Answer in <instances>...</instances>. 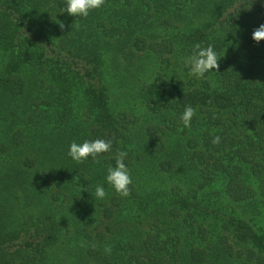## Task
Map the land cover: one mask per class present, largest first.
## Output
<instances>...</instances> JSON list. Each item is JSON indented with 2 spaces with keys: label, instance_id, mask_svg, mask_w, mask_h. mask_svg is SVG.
I'll return each mask as SVG.
<instances>
[{
  "label": "trees",
  "instance_id": "trees-1",
  "mask_svg": "<svg viewBox=\"0 0 264 264\" xmlns=\"http://www.w3.org/2000/svg\"><path fill=\"white\" fill-rule=\"evenodd\" d=\"M64 3L0 0V264H264V0ZM196 44L221 58L200 80ZM96 139L112 150L68 156Z\"/></svg>",
  "mask_w": 264,
  "mask_h": 264
},
{
  "label": "clouds",
  "instance_id": "clouds-1",
  "mask_svg": "<svg viewBox=\"0 0 264 264\" xmlns=\"http://www.w3.org/2000/svg\"><path fill=\"white\" fill-rule=\"evenodd\" d=\"M104 4L105 0H65L61 12L67 13L69 16L75 18H87L90 12L100 9ZM252 39L256 43L264 41V24L259 25V27L253 31ZM220 59L213 45L209 44L206 47H202L200 44H196L192 52L183 58L182 62L188 69L187 75L200 80L203 79L206 74L218 72L214 70H218ZM195 115L196 109L193 106L186 105L184 107V111L179 118L184 128L191 127L192 119ZM220 141V136H215L212 139L214 145L219 144ZM111 150V140H84L82 143L73 141L69 145L67 154L74 162L83 163L89 158L95 161L98 157H101L105 153H109ZM127 155L126 151H118L115 156V167L109 166L105 176L107 185H109L116 194L121 196H127L129 194V186L132 184L131 173L125 164ZM106 196L105 187L102 184L97 185L95 187L94 198L102 200ZM104 250L106 253H110L111 247H106Z\"/></svg>",
  "mask_w": 264,
  "mask_h": 264
}]
</instances>
